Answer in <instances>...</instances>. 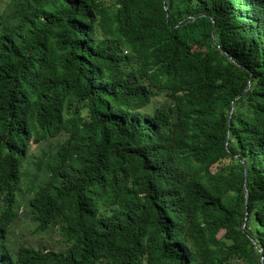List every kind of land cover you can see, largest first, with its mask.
I'll return each instance as SVG.
<instances>
[{"label": "trees", "instance_id": "obj_1", "mask_svg": "<svg viewBox=\"0 0 264 264\" xmlns=\"http://www.w3.org/2000/svg\"><path fill=\"white\" fill-rule=\"evenodd\" d=\"M7 5L0 264H264V0Z\"/></svg>", "mask_w": 264, "mask_h": 264}, {"label": "rangeland", "instance_id": "obj_2", "mask_svg": "<svg viewBox=\"0 0 264 264\" xmlns=\"http://www.w3.org/2000/svg\"><path fill=\"white\" fill-rule=\"evenodd\" d=\"M9 0H0V10H5L7 8V3ZM18 217L15 221L12 222L10 229L13 234V238H17V241H21L24 244H32L36 245L38 238V233L34 235L31 231L34 228L33 222L24 215L25 213V206L23 202L19 204L17 207ZM21 232V233H20Z\"/></svg>", "mask_w": 264, "mask_h": 264}, {"label": "water", "instance_id": "obj_3", "mask_svg": "<svg viewBox=\"0 0 264 264\" xmlns=\"http://www.w3.org/2000/svg\"><path fill=\"white\" fill-rule=\"evenodd\" d=\"M167 16V15H166ZM167 19V18H166ZM246 91V89L244 90V92ZM235 99H237V97L235 98ZM232 110H233V103H231V109H230V113H229V115L231 114V112H232ZM230 117V116H229Z\"/></svg>", "mask_w": 264, "mask_h": 264}]
</instances>
